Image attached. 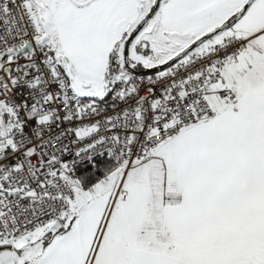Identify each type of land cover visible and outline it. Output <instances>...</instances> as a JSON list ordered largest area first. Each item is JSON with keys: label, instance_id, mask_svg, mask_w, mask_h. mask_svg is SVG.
Segmentation results:
<instances>
[{"label": "snow or ice", "instance_id": "obj_1", "mask_svg": "<svg viewBox=\"0 0 264 264\" xmlns=\"http://www.w3.org/2000/svg\"><path fill=\"white\" fill-rule=\"evenodd\" d=\"M0 264H264V0H0Z\"/></svg>", "mask_w": 264, "mask_h": 264}]
</instances>
